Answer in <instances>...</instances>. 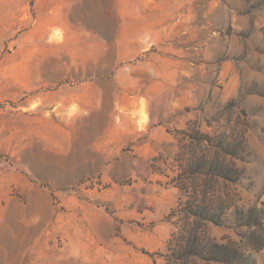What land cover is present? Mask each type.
Returning a JSON list of instances; mask_svg holds the SVG:
<instances>
[{
	"label": "rangeland",
	"instance_id": "374dc122",
	"mask_svg": "<svg viewBox=\"0 0 264 264\" xmlns=\"http://www.w3.org/2000/svg\"><path fill=\"white\" fill-rule=\"evenodd\" d=\"M193 153L264 264V0H0V264H173Z\"/></svg>",
	"mask_w": 264,
	"mask_h": 264
},
{
	"label": "trees",
	"instance_id": "16d2710c",
	"mask_svg": "<svg viewBox=\"0 0 264 264\" xmlns=\"http://www.w3.org/2000/svg\"><path fill=\"white\" fill-rule=\"evenodd\" d=\"M203 137L204 139H212L209 136ZM218 148L223 151L225 158L234 155L230 146L221 144ZM183 157L182 167H189L188 173L191 175L189 180L192 181L191 184L194 185V188L191 191L190 188H185L183 184L179 186L188 197V200L184 204L182 203L183 210H181L185 216L187 226L184 225V228H180L178 237L174 235L177 249L173 253L176 257L169 258L170 262L173 264L180 262L188 264L189 260L197 257L206 262L240 264L243 256L234 248L206 239L207 223L222 224L223 212L219 208L220 206L223 207L221 204L222 198L219 194L220 181L237 182L240 179L237 173L238 170L227 164L225 158L221 160L216 158L213 162H210L205 154L200 158L194 153ZM197 164H199L198 170L191 172ZM208 178L214 186L212 191L207 189L206 184H202L204 185L203 188L202 185H198L202 181L207 183L205 179ZM176 179L179 180V177ZM202 226L205 230L203 228L201 231ZM171 242L167 250L171 247Z\"/></svg>",
	"mask_w": 264,
	"mask_h": 264
}]
</instances>
